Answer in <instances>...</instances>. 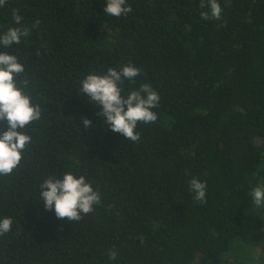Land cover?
I'll return each instance as SVG.
<instances>
[{"label": "trees", "instance_id": "1", "mask_svg": "<svg viewBox=\"0 0 264 264\" xmlns=\"http://www.w3.org/2000/svg\"><path fill=\"white\" fill-rule=\"evenodd\" d=\"M133 11L104 13L106 0H6L31 35L10 49L25 67L42 118L20 166L0 177V264H236L264 241V209L250 191L264 184V0H218L220 21L203 20L200 0H127ZM133 63L161 102L137 142L110 130L80 82ZM83 118L91 120L85 128ZM8 129L0 121V134ZM186 170L190 175L186 174ZM84 175L101 204L81 221L44 207L49 175ZM207 182V203L188 180ZM115 249L110 261L106 251Z\"/></svg>", "mask_w": 264, "mask_h": 264}, {"label": "clouds", "instance_id": "2", "mask_svg": "<svg viewBox=\"0 0 264 264\" xmlns=\"http://www.w3.org/2000/svg\"><path fill=\"white\" fill-rule=\"evenodd\" d=\"M6 0H0V7ZM200 7L208 9L200 12L203 20L220 21L223 9L218 0H200ZM133 11L127 0H106L104 13L120 18ZM14 25L0 33V47L10 49L20 45L32 33L39 21L26 26L23 17L16 9L12 10ZM142 74L141 69L133 63L122 65L119 70L109 67L106 74H88L80 82V93L88 101L99 107L97 115L111 131L122 134L125 138L137 142L140 139L136 131L140 122L155 123L158 114L153 111L159 107L161 97L150 83H141L124 94L125 81L136 83ZM30 84L25 76V67L19 58L7 51H0V121H6L8 129L0 134V177H9L20 166L25 150L32 143V137L25 131L33 122L42 118V108L34 103L27 91ZM85 128L91 126V120L83 118ZM186 174L190 175L187 172ZM189 191L193 199L204 205L207 203V182L197 176L188 180ZM39 199L44 202L46 210L55 212L59 219L81 221L84 216L93 213L101 204L100 192L84 175L77 176L66 172L62 178L49 175L38 185ZM252 203L256 208L264 209V184H257L250 191ZM14 220L11 216L0 217V236L10 233ZM110 261L117 259V251H106Z\"/></svg>", "mask_w": 264, "mask_h": 264}, {"label": "rangeland", "instance_id": "3", "mask_svg": "<svg viewBox=\"0 0 264 264\" xmlns=\"http://www.w3.org/2000/svg\"><path fill=\"white\" fill-rule=\"evenodd\" d=\"M241 258L236 264H264V241L244 250Z\"/></svg>", "mask_w": 264, "mask_h": 264}]
</instances>
